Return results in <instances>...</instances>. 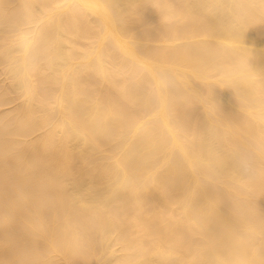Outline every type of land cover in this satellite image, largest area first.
<instances>
[{
    "label": "bare ground",
    "instance_id": "6f19581e",
    "mask_svg": "<svg viewBox=\"0 0 264 264\" xmlns=\"http://www.w3.org/2000/svg\"><path fill=\"white\" fill-rule=\"evenodd\" d=\"M0 264H264V0H0Z\"/></svg>",
    "mask_w": 264,
    "mask_h": 264
}]
</instances>
